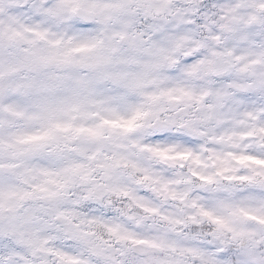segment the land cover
I'll use <instances>...</instances> for the list:
<instances>
[{"label": "clouds", "instance_id": "1", "mask_svg": "<svg viewBox=\"0 0 264 264\" xmlns=\"http://www.w3.org/2000/svg\"><path fill=\"white\" fill-rule=\"evenodd\" d=\"M0 264H264V0H0Z\"/></svg>", "mask_w": 264, "mask_h": 264}]
</instances>
